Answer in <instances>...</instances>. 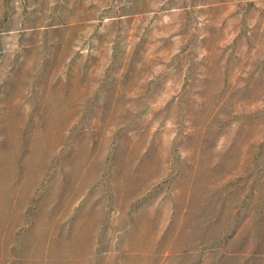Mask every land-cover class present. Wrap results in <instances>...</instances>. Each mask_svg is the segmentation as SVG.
<instances>
[{
    "label": "rangeland",
    "instance_id": "1",
    "mask_svg": "<svg viewBox=\"0 0 264 264\" xmlns=\"http://www.w3.org/2000/svg\"><path fill=\"white\" fill-rule=\"evenodd\" d=\"M0 264H264V0H0Z\"/></svg>",
    "mask_w": 264,
    "mask_h": 264
}]
</instances>
